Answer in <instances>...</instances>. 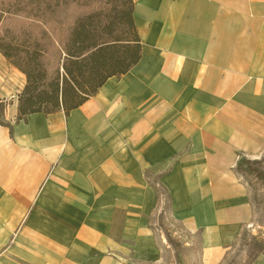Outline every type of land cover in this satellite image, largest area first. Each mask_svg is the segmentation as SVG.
Segmentation results:
<instances>
[{
  "label": "crops",
  "instance_id": "1",
  "mask_svg": "<svg viewBox=\"0 0 264 264\" xmlns=\"http://www.w3.org/2000/svg\"><path fill=\"white\" fill-rule=\"evenodd\" d=\"M134 2L127 74L69 114L18 122L17 96L5 111L0 264H161L150 176L204 264L251 223L238 167L264 157V0Z\"/></svg>",
  "mask_w": 264,
  "mask_h": 264
},
{
  "label": "trees",
  "instance_id": "2",
  "mask_svg": "<svg viewBox=\"0 0 264 264\" xmlns=\"http://www.w3.org/2000/svg\"><path fill=\"white\" fill-rule=\"evenodd\" d=\"M134 9V0H0V54L26 78L17 121L69 114L136 66L142 43ZM0 125L12 131L3 109Z\"/></svg>",
  "mask_w": 264,
  "mask_h": 264
},
{
  "label": "rangeland",
  "instance_id": "3",
  "mask_svg": "<svg viewBox=\"0 0 264 264\" xmlns=\"http://www.w3.org/2000/svg\"><path fill=\"white\" fill-rule=\"evenodd\" d=\"M25 76L0 54V110L10 107L15 96H19L26 84ZM239 166L238 171L251 186V223L243 230L235 244L229 249L221 264H264V179H258L250 168L264 173V157L260 161ZM162 189L161 211L157 214L155 234L166 241V253L161 264H204L200 235H191L185 228L174 222L169 211V195ZM160 213V214H159Z\"/></svg>",
  "mask_w": 264,
  "mask_h": 264
}]
</instances>
